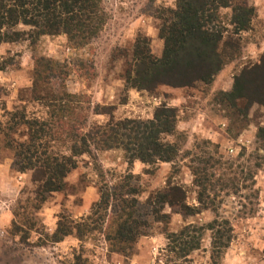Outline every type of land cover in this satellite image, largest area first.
Instances as JSON below:
<instances>
[{"label": "rangeland", "instance_id": "374dc122", "mask_svg": "<svg viewBox=\"0 0 264 264\" xmlns=\"http://www.w3.org/2000/svg\"><path fill=\"white\" fill-rule=\"evenodd\" d=\"M234 2L254 7L255 13L249 28L236 32L232 8L221 10L225 40L233 38L240 50L211 84H163L148 91L126 82L136 47L148 44L155 56L162 55L160 14L174 8L177 0H105L106 23L97 37L82 46L71 43L66 34H45L35 42L26 36L0 45L4 66L0 120L4 131L13 118L20 121L7 137L0 131V264H163L169 233L188 224L206 227L201 247L190 255L192 264H264V138L258 136L264 127V105L255 102L242 113L238 109L246 106L245 99L237 101L236 107L222 100L223 93L233 87L234 75L264 54V0ZM50 59L60 62L63 77L48 81L43 77L33 91L35 66ZM63 92L77 95L74 103L86 109L82 117L87 118V127L105 124L111 117L146 120L162 104L176 107V133L165 139L178 144L180 155L173 162L145 164L129 161L122 148L93 149L91 155L78 158L63 189L46 193L43 201L39 192L43 177L39 180L35 170L15 166L14 151L5 138L27 140L29 130L20 116L45 118L49 112L34 96L51 98ZM202 169L209 177L206 201L213 203L211 207H203L198 200L200 189L193 170L200 173ZM127 182L138 188L137 212L150 225L122 251L112 236L117 225L115 204L106 211L96 203L102 190L115 195V187ZM169 185L182 187L185 203L199 212L185 214L179 205L166 202L159 208L168 214L167 221L147 215L149 199ZM102 215L105 223L98 221ZM216 219L231 230L229 246L219 250L212 247L208 225ZM60 220L73 227V233L54 241L52 234Z\"/></svg>", "mask_w": 264, "mask_h": 264}, {"label": "trees", "instance_id": "16d2710c", "mask_svg": "<svg viewBox=\"0 0 264 264\" xmlns=\"http://www.w3.org/2000/svg\"><path fill=\"white\" fill-rule=\"evenodd\" d=\"M104 1L0 0V45L19 41L26 36L35 42L45 34H66L68 40L76 46L87 44L99 35L106 23ZM229 7L232 8L231 24L236 32L248 29L255 8L235 3L234 0H177L174 8L163 9L160 14V30L164 38L162 55L155 56L148 44L136 47L134 66L127 72L126 82L133 88L148 91L163 84L172 87H194L201 82L211 84L224 67L238 56L240 50L233 38L225 40L227 28L221 22L220 13ZM20 25L28 26L29 29H19ZM52 61L50 59L45 65L35 66L33 91L43 77L45 81L50 77H63L60 62ZM3 69L0 59V70ZM44 73H50V76H43ZM223 94L222 100L226 99L235 107L237 101L245 99L246 106L238 109L242 113H247L255 102L264 105V54L259 62L245 66L235 74L232 89ZM34 97L49 109L47 116L27 119L22 114V123L29 130L28 139L17 141L5 138V144L14 151L15 166L21 171L35 170L39 180L43 177L39 189L43 201L46 193L63 189L66 177L78 166V158L84 154L91 155L93 149L102 151L122 148L129 161L138 159L145 164L173 162L180 155L178 144L165 139V136L176 133V107L162 104L156 108L153 117L146 120H116L111 117L105 124L87 127V118L82 117L85 108L80 103H74L77 95L63 92L51 98L42 95ZM16 121L13 118L12 124L4 127V131L0 120V131L5 132V137L9 135L8 131L20 123ZM258 136L264 138V127L259 128ZM205 170H200L202 176L198 170L193 171L200 189L198 200L203 207H211L213 203L206 201V181L209 177L204 176L207 175ZM126 185L130 186L127 182L115 187V195L102 190L100 200L96 203L98 208L106 211L115 204L117 225L112 236L114 244H118L122 251L144 235V229L150 225L149 220L137 212L140 202L135 195L139 193L138 188L130 186L125 192L123 187ZM186 196L182 187L169 185L149 199L150 210L147 215L154 216L156 221H167L168 214L159 208V205L163 206L166 202L179 205L180 211L185 214L198 213L196 208L185 203ZM101 217L98 221L105 223V216ZM61 220L52 234L54 241L63 240L73 233V227L69 228ZM208 225L213 233V249L229 246L231 230L218 224L217 219ZM205 228L188 224L179 231L169 233L168 246L164 256L162 254L163 264H192L190 255L201 247Z\"/></svg>", "mask_w": 264, "mask_h": 264}]
</instances>
